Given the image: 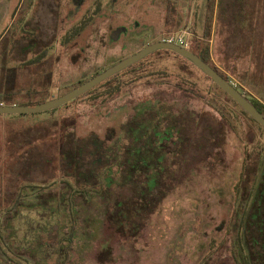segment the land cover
<instances>
[{
  "label": "rangeland",
  "instance_id": "obj_1",
  "mask_svg": "<svg viewBox=\"0 0 264 264\" xmlns=\"http://www.w3.org/2000/svg\"><path fill=\"white\" fill-rule=\"evenodd\" d=\"M66 1L58 0L57 10L53 0H0V81L5 61L16 73L7 103L36 106L183 34L191 50L209 47L211 64L264 106V0H90L92 8L100 1L102 12L76 16ZM39 27L40 44L23 47ZM162 109L170 116L156 115ZM140 129L145 136L137 142ZM107 133L113 139L96 153L92 134ZM263 142L264 131L211 79L166 49L66 105L1 113L0 229L8 255L0 251V264H251L246 242L253 261L264 264V238L246 225L264 219L252 214L249 196L260 187L263 169L252 158ZM133 144L147 148L127 172L139 177L131 188L120 184L137 158ZM126 150L129 163L122 162ZM108 165L120 184L102 185L110 198L88 203L92 185L83 174ZM18 194L11 249L5 219ZM261 229L264 236V223Z\"/></svg>",
  "mask_w": 264,
  "mask_h": 264
},
{
  "label": "trees",
  "instance_id": "obj_2",
  "mask_svg": "<svg viewBox=\"0 0 264 264\" xmlns=\"http://www.w3.org/2000/svg\"><path fill=\"white\" fill-rule=\"evenodd\" d=\"M193 50V49H192ZM169 51H171V52H173L175 55H177V56H179V57H183V56H181V55H179L178 53H176V52H174V51H172V50H169ZM195 53H197L201 58H203L205 61H207V62H209L210 64H211V57H210V55H211V53H210V49H209V47H200V49H198L197 51L196 50H193ZM148 56V55H147ZM146 56V57H147ZM183 58H185V57H183ZM185 59H187V58H185ZM189 60V59H188ZM190 61V60H189ZM139 62V61H138ZM191 62V61H190ZM137 63V62H136ZM192 63V62H191ZM6 64H7V61H5V63L3 64V66H2V76H1V81H0V105H1V103H4V104H11V103H7V101H11V100H13V98H14V95L16 94V73L14 72V70H15V68H10V67H6ZM135 64V63H134ZM201 73H203L204 74V76L205 77H207L208 79H211L210 77H208L203 71H201L194 63H192ZM133 65V64H132ZM212 65V64H211ZM213 66V65H212ZM130 67V66H129ZM129 67H127V68H129ZM213 67H215L218 71H219V69L216 67V66H213ZM126 69V68H125ZM124 69V70H125ZM123 71V70H122ZM220 72V71H219ZM221 73V72H220ZM222 74V73H221ZM116 75H118V73L117 74H114L113 76H116ZM223 75V74H222ZM113 76H111V77H109V78H107V79H105L104 81H102V82H100L99 84H97L95 87H93L92 89H90L89 91H87L86 93H84V94H87V93H90L91 91H93L95 88H97L98 86H100V85H102L103 83H105L106 81H108L109 79H111ZM226 79H228L229 81H231L227 76H225V75H223ZM211 81L213 82V84L215 85V86H217V88H219L224 94H226L227 96H228V98L232 101V102H234V104L235 105H237L239 108H240V110H241V112L242 113H244L250 120H252L261 130H263L264 131V127L256 120V119H254L250 114H248L225 90H223L218 84H216L212 79H211ZM211 92V90L209 89V91H208V93H210ZM64 94V93H63ZM84 94H82L81 96H83ZM62 95V94H61ZM247 96V95H246ZM47 99H49V98H47ZM50 99H52V98H50ZM75 100V99H74ZM251 100V99H250ZM73 101V100H72ZM72 101H70V102H72ZM255 105H256V107L261 111V112H263L264 113V108H263V105H262V103H260L259 101H256V100H251ZM69 102V103H70ZM68 104V103H67ZM66 105V104H65ZM148 112H150V110H148V111H145V114H147ZM166 112H164V109H162V112L161 111H158V112H156V115H158L159 117L162 115L163 116V118L165 117V116H170V114L169 113H167V114H165ZM1 114V113H0ZM171 122H173V123H175V121H174V119L171 117ZM176 124V123H175ZM175 124H173V127H172V129H175ZM141 131V132H140ZM140 131H139V133H138V135L136 136V134H133V136H134V138H135V140L138 142V141H140L141 140V138H144V136H145V131L144 130H142V129H140ZM172 134H173V132H172ZM171 134V135H172ZM92 135H94L92 138H93V140L91 141L93 144H91L92 146H95V152L97 153V151L99 152V149H103V148H105V149H107L106 148V143L108 142V141H111L112 139H113V136H110V134H106V136H105V138H100L97 134L95 135V134H92ZM152 137V136H151ZM258 137V136H257ZM118 137H116L115 139H117ZM115 139L113 140V141H115ZM260 144V143H259ZM62 146V145H61ZM90 146V145H89ZM130 147V146H129ZM133 147L134 148H137L138 149V151H137V158H134L133 159V163L132 164H129L128 165V168L126 169L125 168V170L126 171H124V172H122V175H123V183H119V181L117 180V178H116V176L115 175H113V173H111V169H112V165H108V167H109V169L108 170H104V171H92L91 173H89V174H83V177H84V179H85V184L86 185H89V186H91L89 189H87V192H88V195H89V198L87 199V201H88V203H91V200H94V201H96L100 196H102V200L104 201V200H106V198L107 199H109L110 197H109V190H105V187L104 186H108V185H114V184H116V183H119L120 185H124V184H126V183H128V182H130V187L131 188H133V182H135L136 183V180L139 178L138 176H137V174H135V175H132V176H129L128 175V171H132L133 169H134V167H135V165H140L141 163V161L142 160H144L145 158H143V156H144V148H147V145L146 146H137V145H134L133 144ZM61 148V147H60ZM161 149H163V151L165 152V153H172L171 151L169 152H167V150H166V148L165 147H162ZM100 151H103V152H108V151H105V150H100ZM127 151V150H126ZM110 152V151H109ZM128 152V151H127ZM155 154L156 153H159V154H162L161 153V151H158V152H156V151H153ZM129 153V152H128ZM254 153H256V155H255V158L253 157L252 158V160H254L255 161V163H256V165H257V167L259 166V165H261L262 166V169H263V173H262V175H261V177H260V180H259V184L258 185H260V187L257 189V191H250V194H249V196H251V195H253L254 194V196H253V204H252V209H251V211H252V214L255 212V213H260V214H263L264 215V142H263V145L261 144V146H259V148L255 151L254 150ZM253 152L252 153H247L246 155V159H245V163H244V166L247 168V170H249L248 169V167L247 166H249V157L251 156H253L252 154H254ZM63 154H65V151H64V153ZM66 156V155H65ZM118 157V156H117ZM102 156H100V157H98V160L100 159V161H102ZM64 161L65 160H68L69 159V157L67 158H62ZM129 160H130V153H129V157H128V159H126V160H122V162H127V163H129ZM153 161H155V160H149L148 161V163H153ZM76 165H77V163H75ZM73 165V164H72ZM132 165V166H131ZM131 166V167H130ZM142 166V165H141ZM125 167H127V165H125ZM143 167V166H142ZM258 169V168H257ZM142 171H145V170H142ZM256 170H255V172H254V175L256 174ZM141 176H142V174H140ZM87 181V182H86ZM102 185H104V186H102ZM148 185L149 184H147L146 182L144 183V182H142V184L140 185V187H139V192H141V193H145V192H147V190H148ZM69 186L71 187V188H73L74 189V187H73V185H71V183H69ZM43 187V186H42ZM100 187H102V188H104V189H101ZM153 187V186H152ZM236 190H237V192L239 191V185H237V187H236ZM95 192V193H94ZM135 192V191H134ZM20 194V193H19ZM17 195V197L14 199V204H13V206H11V208H9L8 209V214L6 215V219L5 220H7L6 222H7V224H9L10 225V229L9 230H11V232L9 233V234H7V237L6 238H8L9 239V237H10V241H12L11 242V244H9V245H7V246H9V248H11L12 249V246H13V241H14V239L16 238L15 236H16V231H15V225H14V221H15V218H16V216H18L19 214H20V211H21V206H20V204H21V195ZM134 196H135V194H134ZM252 197V196H251ZM105 207V208H104ZM107 208H109V207H107V206H105V204L103 205V211L105 212V217L108 215V212H109V210L107 209ZM258 208V209H257ZM46 210H48V213L50 212V210H51V208L50 207H47V208H45ZM261 211H262V213H261ZM104 212H103V214H104ZM257 221H258V223H257ZM9 222V223H8ZM261 222V223H260ZM252 223V222H251ZM249 224L248 222L246 223V225L247 226H250L252 229L253 228H255L256 230L258 229L259 230V232L261 233L260 234V236H262L263 238H264V236L262 235V226H263V223H264V219L260 216V215H258L257 217H256V219H255V223H252V224ZM74 224H76L75 222H74ZM75 225H73V227H74ZM73 231V230H72ZM249 231V228L248 227H246V235H247V232ZM2 237H5L4 236V234H3V230L1 231V229H0V251L2 250L3 251V255H5V254H7L8 255V252L6 251V249L3 247V242H2ZM72 237H73V234H72ZM247 238V237H246ZM6 242V241H5ZM263 243H264V241H263ZM246 244H247V247H248V249H249V251H250V253H249V256H248V258H249V260H250V263L251 264H256V263H258L259 264V261L257 260V261H253V255H252V252H251V247L248 245V243L246 242ZM257 244H258V241H253V243H252V248H253V250H255L256 249V247H257ZM262 248H263V250H264V244H262ZM51 254H52V252H50V253H48V256L50 255L51 256ZM262 256V255H261ZM4 258V257H3Z\"/></svg>",
  "mask_w": 264,
  "mask_h": 264
},
{
  "label": "water",
  "instance_id": "obj_3",
  "mask_svg": "<svg viewBox=\"0 0 264 264\" xmlns=\"http://www.w3.org/2000/svg\"><path fill=\"white\" fill-rule=\"evenodd\" d=\"M158 49L172 50L179 55L189 59L194 63L201 71H203L208 77H210L216 84H218L223 90H225L248 114L256 119L264 127V113L261 112L256 105L234 84L226 79L215 67L209 62L201 58L190 48H187L179 43L168 40H159L152 44L147 45L138 52L125 57L114 65L105 68L98 72L96 75L80 83L76 87L70 89L62 95L49 99L43 103H39L36 106H22L17 104H1L0 113H29V112H41L52 110L57 107L63 106L70 101L76 99L82 94L86 93L100 82L113 76L131 66L132 64L142 60L147 55L155 52Z\"/></svg>",
  "mask_w": 264,
  "mask_h": 264
},
{
  "label": "flooded vegetation",
  "instance_id": "obj_4",
  "mask_svg": "<svg viewBox=\"0 0 264 264\" xmlns=\"http://www.w3.org/2000/svg\"><path fill=\"white\" fill-rule=\"evenodd\" d=\"M90 0H68L66 1V6L65 9L68 11V13L76 16L78 14H84L87 11V15L88 14H92V11H98L102 12V8H101V2L97 1L96 4H94L95 7H90L88 5ZM118 0H112V3L117 2ZM56 4L57 5V10L60 9L59 5H58V0H53L52 5ZM87 7H89V9L87 10ZM122 27V25L117 26L112 32L115 33L116 30H119ZM27 39L29 40L28 37H22V40ZM35 40V44H40V42L43 40L40 38V27L38 29V33L36 34L35 38H33ZM54 39V38H53ZM48 44V42H46ZM45 44V43H44ZM45 46V45H43Z\"/></svg>",
  "mask_w": 264,
  "mask_h": 264
},
{
  "label": "built area",
  "instance_id": "obj_5",
  "mask_svg": "<svg viewBox=\"0 0 264 264\" xmlns=\"http://www.w3.org/2000/svg\"><path fill=\"white\" fill-rule=\"evenodd\" d=\"M165 40H168V41H174V42L179 43V44H181V45H183V46H185V47H187V48H188V46H189V43H188L187 39L184 37L183 34H181V35L178 36V37H173V36H171V37H167V38H165ZM231 82H232V81H231ZM232 83H233L234 86H236L237 88L240 87L239 84H238L237 82H232ZM263 104H264V103H263ZM263 108H264V106H263Z\"/></svg>",
  "mask_w": 264,
  "mask_h": 264
},
{
  "label": "crops",
  "instance_id": "obj_6",
  "mask_svg": "<svg viewBox=\"0 0 264 264\" xmlns=\"http://www.w3.org/2000/svg\"><path fill=\"white\" fill-rule=\"evenodd\" d=\"M30 40V39H29ZM33 44H35V40L34 39H32V41L30 42V44H28L27 43V45H24L23 47H25V46H30V45H33ZM2 104V103H1ZM4 104V103H3Z\"/></svg>",
  "mask_w": 264,
  "mask_h": 264
}]
</instances>
